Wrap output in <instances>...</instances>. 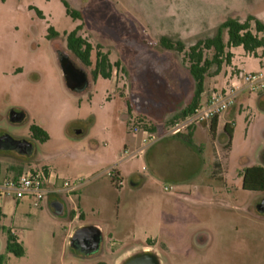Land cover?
<instances>
[{
	"label": "rangeland",
	"instance_id": "rangeland-1",
	"mask_svg": "<svg viewBox=\"0 0 264 264\" xmlns=\"http://www.w3.org/2000/svg\"><path fill=\"white\" fill-rule=\"evenodd\" d=\"M64 2L83 22L67 14ZM250 16L264 22V0H0V134L25 137L33 125L39 127L33 120L55 123L51 141H38L33 158L20 167L40 170L46 163L62 181L82 183L61 197L77 203L81 198L86 213L69 205L58 220H39V212L14 219L24 256H11L10 264H123L144 251L155 253L161 264H264V214L258 210L264 192L242 188L246 169L264 167V93L245 99L234 119L224 114L220 133L213 136L209 123L182 134L198 128L196 149L175 137L143 148L141 135L133 132L145 124L158 134L167 131L181 111L164 110L170 91H194L184 54L163 50V37L184 42L188 50L215 36L226 20ZM81 24V35L94 47L92 68L66 47L65 34ZM50 28L60 37L49 40ZM99 46L122 65L111 81H92ZM232 52V66L225 65L218 80L207 78L203 99L231 85V76L264 67V50L257 57L242 48ZM64 55L88 74L85 91L68 88ZM50 92L57 112L49 118L36 101ZM15 108L32 119L13 123ZM227 121L234 126L230 148L223 132ZM77 128L85 132L77 135ZM11 155L0 150L2 176ZM8 219L3 225L10 227ZM79 226L103 229L96 255L70 246ZM6 231L0 255L6 252Z\"/></svg>",
	"mask_w": 264,
	"mask_h": 264
},
{
	"label": "trees",
	"instance_id": "trees-1",
	"mask_svg": "<svg viewBox=\"0 0 264 264\" xmlns=\"http://www.w3.org/2000/svg\"><path fill=\"white\" fill-rule=\"evenodd\" d=\"M67 14L75 21L83 22V17L80 13L72 11L69 5L64 2ZM36 11L40 18H44L42 12ZM84 25H79L73 32L65 34L66 47L68 51L86 68H92V54L94 52L93 45L88 42L82 35ZM49 40H56L60 37L52 28L49 29ZM225 34L228 40H225ZM160 46L163 50L171 51L177 55L184 54L185 61L188 64V73L194 81V92L192 98L179 115L172 121L171 124L183 120L191 115L195 109L201 104L206 92L207 78H216L222 73L225 65L231 66L234 55L230 52L233 48H242L245 53L257 57L259 50H264V23L257 18L250 16L245 21L239 19H228L221 24L215 36L198 40L188 50L186 44L181 41H174L170 38L163 37L160 40ZM209 53L212 56L209 57ZM62 58V56H61ZM120 62L113 64L110 56L102 51L99 46L96 53V62L94 69L91 72L92 81L97 82L99 79L112 80L115 69L121 70ZM142 124V123H140ZM219 120L215 119L210 125V132L214 136L218 130ZM143 125V124H142ZM151 132H156L154 128L143 125ZM193 130L187 136L178 135L175 138L184 141L187 145L196 149V145L192 139ZM230 148L234 126L227 124L223 130ZM32 138L40 143H46L49 140V135L40 127L33 125L31 127ZM242 188L246 192L263 193L264 192V167H252L246 169L242 174ZM0 212V220H1ZM4 232L6 229H1ZM7 233V245L5 254L0 255V264H7L9 254L21 258L24 256V249L10 230Z\"/></svg>",
	"mask_w": 264,
	"mask_h": 264
},
{
	"label": "built area",
	"instance_id": "built-area-1",
	"mask_svg": "<svg viewBox=\"0 0 264 264\" xmlns=\"http://www.w3.org/2000/svg\"><path fill=\"white\" fill-rule=\"evenodd\" d=\"M253 93H264V67L255 73L239 72L231 85L220 91H213L191 115L174 123L162 134L136 126L133 132L141 135L145 148L165 138L182 135L196 126L219 120L237 105L240 98ZM142 152L143 150L137 154ZM81 185L82 183L60 181L46 169L25 170L18 176L12 174L0 180V200L28 201L34 209H39L50 195L74 193Z\"/></svg>",
	"mask_w": 264,
	"mask_h": 264
},
{
	"label": "crops",
	"instance_id": "crops-1",
	"mask_svg": "<svg viewBox=\"0 0 264 264\" xmlns=\"http://www.w3.org/2000/svg\"><path fill=\"white\" fill-rule=\"evenodd\" d=\"M258 20H260V19H258ZM233 49H235V48H233ZM230 52L233 54L232 49L230 50ZM233 55L235 57V54H233ZM234 57L232 59V62L234 60ZM231 66H232V64H231ZM220 75L217 76L215 78V80H218L220 78ZM235 78H236V76H233V77L231 76L229 78V81L231 83H233L235 81ZM109 81H111V80H109ZM89 83H90V81H89ZM213 91H217V90L214 89ZM193 92L194 91H170L169 97L171 99V102H170V104H167L164 107V110L167 113L172 114L179 107H181V111H182L189 104V102H190V100L192 98ZM55 96H56V94H54L53 92H50V93L46 94V96L41 95L40 98H38V101H36L38 103V107H40V109H43V108L47 109V112L50 113V115L48 114L49 118H50V116H53L54 113L56 114V112H57V108H56L57 105L54 104V102L57 101ZM247 98H249V96H244V97L240 98L238 100L237 106L235 107V110L234 111L232 110V111L226 113V116H227L228 119H230V120L234 119L235 115L238 112H240V109L243 107V102ZM43 100L45 101L46 104L44 103ZM152 102L154 103L153 104L154 107H157L158 109L162 110L163 106H161V105H160L161 107L160 106H156L155 101H152ZM181 111H179L177 114H175L173 116L172 120H174L177 117V115H179V113ZM12 113L23 114V120L20 123H15V124H21V123H24V122H28V121H30L32 119L30 113L28 111L24 110V109L23 110H19V109L15 108ZM222 118H223V116L219 119L218 130H217L218 133H220L219 130H220V124H221ZM47 120H48V118H47ZM33 122L35 124H37L41 129H43L49 135V140L46 143H44L43 145L48 144L51 141V139L53 138V136H52L53 134H52L51 131L54 129L55 123H53V122H51L49 120L47 121L46 124L45 123L43 124V123H41V122H39L37 120H33ZM227 124H231L230 121L225 122L224 125H223V128ZM79 130L82 131V134L85 132V130H83L82 128H77L75 130V133L77 131H79ZM197 130H198V128L195 130V132L193 131L192 139L195 136ZM7 135H9L11 138H13L15 140H21V139L26 140L29 143H31V145H32V148H33L32 152L29 153V154H26V155L17 153V152H15L13 150H7V151H9L12 154L11 157L9 156L7 158V161H6L5 170L7 171V176H9L10 173H12L14 171H17L18 174H21L23 171H25L26 168L21 169L20 166L21 165H25L27 162H29L33 158L35 144L39 143V142L32 138V135H31L30 131L28 132L27 136H25V137H19L18 135H14V134H7ZM41 167H42V169H46L50 173H52L54 175V177H56L58 180L62 181L61 178L58 176V174L48 164L45 163ZM260 167H262V166H260ZM1 172L2 171L0 169V180L5 177V176H2L3 173H1ZM63 194H65V193H63ZM61 196H62V194H55V195L52 194V195H50L39 209H34L31 206L30 202H28V201L17 202V201H14L12 199H5L3 201L0 200V212L2 214L1 220H0L1 229L4 228V227H5V229H9L12 232V234L15 237H17L18 240H19V233L21 231L18 228L15 227V221H14V219H16L17 217H19L21 220H24L25 218H26L25 220H27L28 218L35 216L34 212H39L38 213L39 220H51V218L53 220H58V216L64 218L65 210H66L67 206H69V205H70V208H71L72 212H73V210L76 211V208L79 207V209L81 211V214L86 215L85 209L82 208V200H81V198H79L78 203H77L74 199H71L70 197L65 200V198H67L68 195H65L66 196L65 198L61 197ZM10 216H11V223H12L11 226L10 227L4 226L3 223ZM94 228H96L100 233H102V231H103V229L101 227H99V226H95ZM2 233H4V231L0 230V235ZM101 237H102V234H101ZM11 256H14V255H12V254L8 255L7 264H10Z\"/></svg>",
	"mask_w": 264,
	"mask_h": 264
},
{
	"label": "water",
	"instance_id": "water-1",
	"mask_svg": "<svg viewBox=\"0 0 264 264\" xmlns=\"http://www.w3.org/2000/svg\"><path fill=\"white\" fill-rule=\"evenodd\" d=\"M61 63L68 88L75 93H81L85 91L89 86L88 74L84 70L78 68L67 55H64L61 58ZM22 120L23 114H11V121L13 123H20ZM76 134L80 135L82 134V131L79 130L76 132ZM32 149L31 143L26 140H15L7 134H0V150H13L17 153L26 155L31 153ZM258 210L260 213L264 214V202L259 205ZM89 231H96L99 239L93 243L91 249L82 246L88 255L96 253L101 245V233L96 228L86 227L80 230L78 233L83 232L85 234V232ZM124 264H161V261L155 253L147 251L133 255L127 259Z\"/></svg>",
	"mask_w": 264,
	"mask_h": 264
},
{
	"label": "flooded vegetation",
	"instance_id": "flooded-vegetation-1",
	"mask_svg": "<svg viewBox=\"0 0 264 264\" xmlns=\"http://www.w3.org/2000/svg\"><path fill=\"white\" fill-rule=\"evenodd\" d=\"M86 227H89V226H79L75 228L73 233L70 236L71 238L70 246L82 255H88L86 251L82 248V246H85V248L91 249L93 246V243L99 239L96 231L85 232V234L83 232L78 233L80 230ZM102 241H103V238L101 237V244H102ZM100 249H101V245H100L99 250L96 253L89 254V255L90 256L96 255L97 253H99ZM144 252H147V251H144Z\"/></svg>",
	"mask_w": 264,
	"mask_h": 264
}]
</instances>
